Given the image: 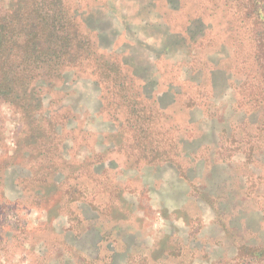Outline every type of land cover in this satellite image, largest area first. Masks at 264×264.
I'll return each instance as SVG.
<instances>
[{
	"label": "rangeland",
	"instance_id": "obj_1",
	"mask_svg": "<svg viewBox=\"0 0 264 264\" xmlns=\"http://www.w3.org/2000/svg\"><path fill=\"white\" fill-rule=\"evenodd\" d=\"M19 3L0 0V13ZM79 3L109 18L111 46L87 25L100 57L142 80L143 96L168 110L160 138L181 145L147 162L135 129L112 120L121 108L103 111L75 43L62 76L27 91V111L0 100V264H264V143L247 138L264 111L239 99L249 69L264 74L251 23L264 0ZM49 26L26 23L29 57L62 53L65 37ZM134 50L144 57L126 61ZM187 95L198 104L185 108Z\"/></svg>",
	"mask_w": 264,
	"mask_h": 264
},
{
	"label": "trees",
	"instance_id": "obj_2",
	"mask_svg": "<svg viewBox=\"0 0 264 264\" xmlns=\"http://www.w3.org/2000/svg\"><path fill=\"white\" fill-rule=\"evenodd\" d=\"M80 5L79 0H20L16 11L3 8L0 13V100L6 102L14 99L21 110L27 111L29 109L27 91L37 79L47 80L51 76L60 78L64 64L69 61L74 51L72 47L75 43L82 42L83 46L79 47L81 51L79 64L85 61L89 65L88 76L99 85L103 111L106 110V104L115 103L121 108L122 117L113 116L112 120L124 125L125 128L128 127L129 130L135 129L132 145L140 149L143 158L151 163L152 160L162 159L169 151H176L181 145L178 134L165 141L163 137L160 138L163 133L162 127L156 126V121L158 122L159 119H167L168 110L157 107V97L151 99L143 96L139 90L140 87L136 85L137 80H142L137 75L128 74V70L119 64L120 61H114V58L110 56L106 61L100 57L95 41L92 42L90 39L91 31L88 28L93 25L88 16L92 12V7ZM263 14L264 4L259 10L257 9L256 13H253V19L255 17L256 19L251 23L256 25L257 35L262 36L260 45L263 44L261 47L264 48ZM40 20L49 23V37H65V46L58 58L39 53L32 57L27 55L30 40L22 39L25 36L26 23ZM244 24V21H240V25ZM19 29H22V32L19 33ZM67 34L71 36L69 39H66ZM82 38L84 40H81ZM237 43L240 45L242 42L235 38L234 44ZM111 65H114L116 70L109 72L108 67L110 68ZM193 67L195 65L192 69ZM249 71V75L240 86L239 99L250 103L252 97L257 98L256 102L264 111V74L258 69L251 68ZM199 86L200 84L197 85ZM244 91H250V95H246ZM115 95L118 98L117 102L112 97ZM188 96L184 99L186 102L184 106L187 109L198 104L195 95ZM256 125V134L249 135L247 138L264 143V113L257 120ZM173 127L177 128V126ZM189 127L194 129L192 125ZM250 142V139H245L242 143V152L247 159L251 154L250 151L253 150V145L249 146Z\"/></svg>",
	"mask_w": 264,
	"mask_h": 264
},
{
	"label": "crops",
	"instance_id": "obj_3",
	"mask_svg": "<svg viewBox=\"0 0 264 264\" xmlns=\"http://www.w3.org/2000/svg\"><path fill=\"white\" fill-rule=\"evenodd\" d=\"M113 6V4H112ZM111 6V8H112ZM114 7V6H113ZM93 10V9H92ZM101 11H95L93 10L90 14V22L91 24H93L92 26L94 27V29L100 33L102 32H106L105 35H103L102 37L105 39L104 41L107 43V44H111L112 41L110 42V40L114 39L115 36L113 35L112 31H110L107 26L110 25V20H108L109 18H107L105 15H100ZM126 37H128L126 35ZM125 41H127V45H128V48H134L136 49V47L134 46V44H131L130 43V39H126ZM119 45H122V44H119ZM126 45V44H125ZM111 46V45H110ZM124 46V45H123ZM134 53L131 54V55H125L124 56V59L126 61H130V60H134L136 61V58L139 56L140 58L144 57L143 56V52L141 51V53L139 52V50H134L133 51Z\"/></svg>",
	"mask_w": 264,
	"mask_h": 264
}]
</instances>
